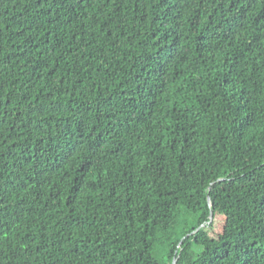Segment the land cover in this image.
I'll return each mask as SVG.
<instances>
[{"label":"trees","instance_id":"1","mask_svg":"<svg viewBox=\"0 0 264 264\" xmlns=\"http://www.w3.org/2000/svg\"><path fill=\"white\" fill-rule=\"evenodd\" d=\"M176 260L264 264V0H0V264Z\"/></svg>","mask_w":264,"mask_h":264},{"label":"rangeland","instance_id":"2","mask_svg":"<svg viewBox=\"0 0 264 264\" xmlns=\"http://www.w3.org/2000/svg\"><path fill=\"white\" fill-rule=\"evenodd\" d=\"M216 224H217V230H216L215 232L212 233V236H213L214 238L217 237L218 232H220L221 229H222L221 220H219V218H217V220H216Z\"/></svg>","mask_w":264,"mask_h":264},{"label":"water","instance_id":"3","mask_svg":"<svg viewBox=\"0 0 264 264\" xmlns=\"http://www.w3.org/2000/svg\"><path fill=\"white\" fill-rule=\"evenodd\" d=\"M211 220H213V214H211ZM178 260L175 261V264H177Z\"/></svg>","mask_w":264,"mask_h":264}]
</instances>
